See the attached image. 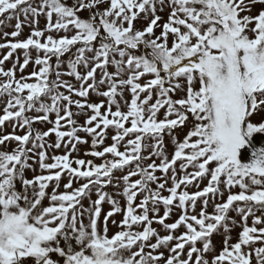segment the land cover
<instances>
[{
  "label": "snow or ice",
  "instance_id": "1",
  "mask_svg": "<svg viewBox=\"0 0 264 264\" xmlns=\"http://www.w3.org/2000/svg\"><path fill=\"white\" fill-rule=\"evenodd\" d=\"M0 264H264V0H0Z\"/></svg>",
  "mask_w": 264,
  "mask_h": 264
}]
</instances>
